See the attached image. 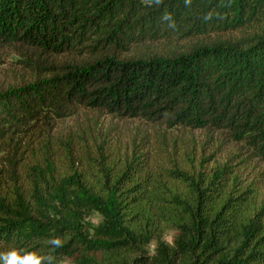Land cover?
Segmentation results:
<instances>
[{
    "label": "trees",
    "instance_id": "16d2710c",
    "mask_svg": "<svg viewBox=\"0 0 264 264\" xmlns=\"http://www.w3.org/2000/svg\"><path fill=\"white\" fill-rule=\"evenodd\" d=\"M0 67V253L264 264V199L230 163L59 131L88 113L136 119L264 162V0H0Z\"/></svg>",
    "mask_w": 264,
    "mask_h": 264
},
{
    "label": "rangeland",
    "instance_id": "374dc122",
    "mask_svg": "<svg viewBox=\"0 0 264 264\" xmlns=\"http://www.w3.org/2000/svg\"><path fill=\"white\" fill-rule=\"evenodd\" d=\"M166 45V44H165ZM162 44L161 48H166ZM4 67H0V84L5 81ZM78 128L87 130L88 133L103 135L116 145L131 150L141 148L155 162H160L163 157L173 150L187 152L196 156L207 158L210 168H218L227 163L241 171V178L248 182H256L257 196L264 199V162L250 158V152L242 144L225 140L220 134L209 135L203 131H189L164 129L152 126L139 120H125L104 116L96 118L88 113L77 118L66 119L60 124V132L76 131ZM102 218L96 212H90L85 219L88 228L97 227ZM174 233L167 232L163 240L170 243ZM155 244H150L148 250L152 253ZM59 264H73L69 258L59 261Z\"/></svg>",
    "mask_w": 264,
    "mask_h": 264
},
{
    "label": "clouds",
    "instance_id": "9594fccd",
    "mask_svg": "<svg viewBox=\"0 0 264 264\" xmlns=\"http://www.w3.org/2000/svg\"><path fill=\"white\" fill-rule=\"evenodd\" d=\"M157 2H159V0H157ZM54 243L57 246H60V242L58 239L54 241ZM32 256L33 254L25 253L23 257H20L19 254L15 250H13L7 253H0V260H3L4 264H17L19 260H22L23 264H32ZM49 259H51V257H49ZM35 264H39V258L35 260Z\"/></svg>",
    "mask_w": 264,
    "mask_h": 264
}]
</instances>
